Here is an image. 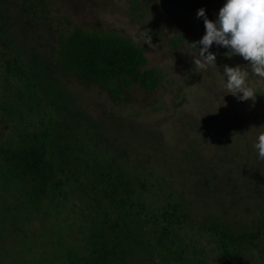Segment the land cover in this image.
I'll list each match as a JSON object with an SVG mask.
<instances>
[{"label": "rangeland", "instance_id": "1", "mask_svg": "<svg viewBox=\"0 0 264 264\" xmlns=\"http://www.w3.org/2000/svg\"><path fill=\"white\" fill-rule=\"evenodd\" d=\"M38 1L45 13L36 18L15 0H0V43L25 62L43 114L82 131L97 151L118 153L162 180L196 217L234 224L253 239L248 264H264V160L253 148L264 131V104L256 91L253 100L240 101L223 87L225 65L248 67L239 55L228 57L214 44L218 68L193 62L191 44L205 34L197 10L214 20L224 0ZM68 25L100 27L143 47L147 67L164 75L159 90L135 89L130 104L117 105L100 89L81 85L56 64ZM248 85L264 88V80L249 73ZM61 206L35 223L0 192V264H34L35 258L49 264L80 245L74 206L69 200Z\"/></svg>", "mask_w": 264, "mask_h": 264}, {"label": "trees", "instance_id": "2", "mask_svg": "<svg viewBox=\"0 0 264 264\" xmlns=\"http://www.w3.org/2000/svg\"><path fill=\"white\" fill-rule=\"evenodd\" d=\"M14 3L44 16L38 0ZM56 64L117 105L130 104L135 89L158 91L164 80L147 67L143 47L100 27L68 25ZM252 88L264 104V88ZM37 95L25 62L0 43V192L35 223L69 200L81 223L80 245L49 264L249 263L256 248L247 233L214 215L196 217L162 180L118 153L97 151L82 131L43 114Z\"/></svg>", "mask_w": 264, "mask_h": 264}, {"label": "clouds", "instance_id": "3", "mask_svg": "<svg viewBox=\"0 0 264 264\" xmlns=\"http://www.w3.org/2000/svg\"><path fill=\"white\" fill-rule=\"evenodd\" d=\"M196 16L203 19L205 34L191 44L197 49V57H193L195 67L218 68L217 57L210 51L214 44L227 49L228 57L239 55L249 65H225L223 87L240 101L253 100L249 73L264 80V0H224L214 20L207 17L204 8L198 9ZM253 148L258 158L264 160V131L257 135Z\"/></svg>", "mask_w": 264, "mask_h": 264}]
</instances>
